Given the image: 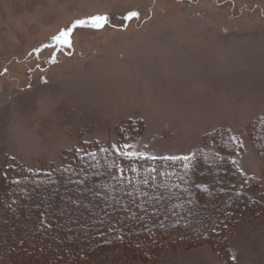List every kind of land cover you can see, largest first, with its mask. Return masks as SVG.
Listing matches in <instances>:
<instances>
[{
    "label": "rangeland",
    "instance_id": "374dc122",
    "mask_svg": "<svg viewBox=\"0 0 264 264\" xmlns=\"http://www.w3.org/2000/svg\"><path fill=\"white\" fill-rule=\"evenodd\" d=\"M94 16L107 23L76 27ZM69 29L70 48L56 41ZM255 141L264 145V0H0V170L61 167L95 145L148 159L204 151L224 156L230 177L258 179L264 203ZM229 247L233 264H264V215ZM164 254L157 264H224L209 245Z\"/></svg>",
    "mask_w": 264,
    "mask_h": 264
},
{
    "label": "trees",
    "instance_id": "16d2710c",
    "mask_svg": "<svg viewBox=\"0 0 264 264\" xmlns=\"http://www.w3.org/2000/svg\"><path fill=\"white\" fill-rule=\"evenodd\" d=\"M143 129L125 127L130 138ZM254 143L264 171V145ZM87 153L40 172L13 161L0 170V264H157L168 250L206 245L233 264L229 238L264 215L260 181L230 177L224 156L131 158L112 145ZM235 176L238 189L224 190Z\"/></svg>",
    "mask_w": 264,
    "mask_h": 264
},
{
    "label": "snow or ice",
    "instance_id": "6c2138e0",
    "mask_svg": "<svg viewBox=\"0 0 264 264\" xmlns=\"http://www.w3.org/2000/svg\"><path fill=\"white\" fill-rule=\"evenodd\" d=\"M136 15L137 14H135V13L131 14L129 19H131L133 16H136ZM107 20H108V18L105 16H94V17H91L89 19L76 21L75 24H76L77 28H83V27L91 26L92 28L100 29L107 23ZM73 31H74V29H69L68 31L61 32L59 34V36L56 37L57 43L70 48L72 46V33H73ZM166 159H174V158L173 157H166ZM183 159H189V157H184Z\"/></svg>",
    "mask_w": 264,
    "mask_h": 264
}]
</instances>
